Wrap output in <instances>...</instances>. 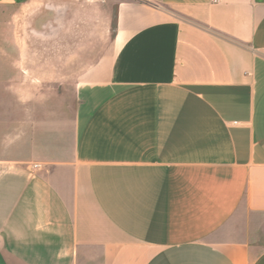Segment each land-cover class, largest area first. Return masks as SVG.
Listing matches in <instances>:
<instances>
[{
  "label": "crops",
  "instance_id": "crops-1",
  "mask_svg": "<svg viewBox=\"0 0 264 264\" xmlns=\"http://www.w3.org/2000/svg\"><path fill=\"white\" fill-rule=\"evenodd\" d=\"M111 1L67 154L0 157V264H264V0Z\"/></svg>",
  "mask_w": 264,
  "mask_h": 264
},
{
  "label": "rangeland",
  "instance_id": "rangeland-1",
  "mask_svg": "<svg viewBox=\"0 0 264 264\" xmlns=\"http://www.w3.org/2000/svg\"><path fill=\"white\" fill-rule=\"evenodd\" d=\"M114 7L111 0L0 5V157H22L26 169L67 154L75 87L110 56Z\"/></svg>",
  "mask_w": 264,
  "mask_h": 264
}]
</instances>
